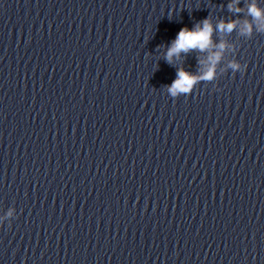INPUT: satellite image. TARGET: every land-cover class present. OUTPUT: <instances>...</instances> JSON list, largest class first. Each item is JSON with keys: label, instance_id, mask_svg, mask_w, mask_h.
Segmentation results:
<instances>
[{"label": "clouds", "instance_id": "obj_1", "mask_svg": "<svg viewBox=\"0 0 264 264\" xmlns=\"http://www.w3.org/2000/svg\"><path fill=\"white\" fill-rule=\"evenodd\" d=\"M240 0H231L227 5L230 12L239 13L241 8L237 7ZM247 15L251 17V21L239 20L225 21L219 20L215 26L211 21V16L196 22L193 27H182L176 37L167 46L163 59L168 65L176 68V77L170 85H165V92L173 99L181 95L187 96L193 93L196 85L201 82H212L217 73L218 66L222 63L223 55L231 46L223 39L219 43L215 42L214 33L231 34L238 31L241 36L250 37L253 30L264 33V9L256 4V0H252L246 8ZM191 52H197L203 55L197 56L198 71L192 73L183 67L182 60ZM181 62V63H178ZM247 64L243 67L237 61H230L227 69L232 73L243 74L247 70ZM9 216L12 212L9 211Z\"/></svg>", "mask_w": 264, "mask_h": 264}]
</instances>
